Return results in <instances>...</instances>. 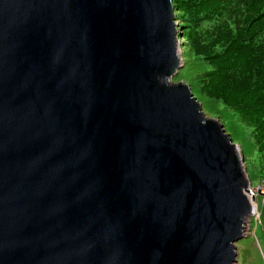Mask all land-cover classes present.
Instances as JSON below:
<instances>
[{
  "label": "water",
  "instance_id": "water-1",
  "mask_svg": "<svg viewBox=\"0 0 264 264\" xmlns=\"http://www.w3.org/2000/svg\"><path fill=\"white\" fill-rule=\"evenodd\" d=\"M172 0H0V264H234L243 156L184 82Z\"/></svg>",
  "mask_w": 264,
  "mask_h": 264
},
{
  "label": "trees",
  "instance_id": "trees-1",
  "mask_svg": "<svg viewBox=\"0 0 264 264\" xmlns=\"http://www.w3.org/2000/svg\"><path fill=\"white\" fill-rule=\"evenodd\" d=\"M172 3L185 52L202 64V92L248 133L244 165L251 185L264 186V0Z\"/></svg>",
  "mask_w": 264,
  "mask_h": 264
},
{
  "label": "rangeland",
  "instance_id": "rangeland-1",
  "mask_svg": "<svg viewBox=\"0 0 264 264\" xmlns=\"http://www.w3.org/2000/svg\"><path fill=\"white\" fill-rule=\"evenodd\" d=\"M175 21L178 26L179 22L176 17ZM178 39L182 67L173 76L172 81L184 82L190 86L193 95L201 103V109L205 116L215 118L223 125L225 132L230 135L232 141L237 145L239 153L245 159L252 149L251 145H249L250 137L248 133L243 132V129L238 125L237 119H234L215 100H212V98L202 92L198 78V74L202 70V64L198 61H191L188 58L185 52V40L181 37H178ZM249 175L251 176V174H247L248 178ZM252 184L251 188L255 194L253 195L255 199L252 203L255 204V212L251 213L245 220L243 238L235 244L236 261L234 264H264V192L257 191L255 189L257 185L255 183Z\"/></svg>",
  "mask_w": 264,
  "mask_h": 264
},
{
  "label": "built area",
  "instance_id": "built-area-1",
  "mask_svg": "<svg viewBox=\"0 0 264 264\" xmlns=\"http://www.w3.org/2000/svg\"><path fill=\"white\" fill-rule=\"evenodd\" d=\"M255 189H256L257 191L260 190V191H263V192H264V190H263V189H264V186L257 185ZM257 193H258V192H257ZM252 195H255V194L253 193L252 188H251V186H250V188H249V192H248V196H249V198H251Z\"/></svg>",
  "mask_w": 264,
  "mask_h": 264
},
{
  "label": "bare ground",
  "instance_id": "bare-ground-1",
  "mask_svg": "<svg viewBox=\"0 0 264 264\" xmlns=\"http://www.w3.org/2000/svg\"><path fill=\"white\" fill-rule=\"evenodd\" d=\"M252 202V201H251ZM253 205H255L254 203H253ZM254 210H255V208H254ZM255 211H253V213H254Z\"/></svg>",
  "mask_w": 264,
  "mask_h": 264
}]
</instances>
